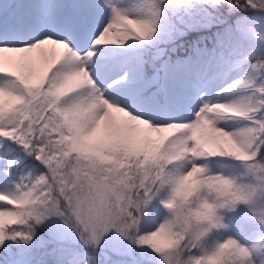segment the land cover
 <instances>
[{"label": "snow or ice", "instance_id": "obj_1", "mask_svg": "<svg viewBox=\"0 0 264 264\" xmlns=\"http://www.w3.org/2000/svg\"><path fill=\"white\" fill-rule=\"evenodd\" d=\"M212 3L227 5L229 10L264 9V0ZM163 4L165 0H152L141 16L113 7L107 22L98 19L87 0H28L22 5L6 0L0 5V183L4 185L0 248L8 254L6 264H33L34 249L52 243L57 245L53 249L57 264H64L65 257L78 264L87 253L76 246L77 241L95 252L112 233L170 264L175 250L157 251L152 234L174 229L179 221L178 198L173 194L165 201L172 210L159 223L147 210L150 202L164 200L165 191L174 189L177 179L190 170L201 186L189 197L188 206L197 202L206 180L219 182L225 176L210 174L201 163L209 158L239 161L250 171L264 169V47L247 45L250 29L228 26L214 37V48L243 49L248 74L217 93L238 91L240 95L205 100L191 118L164 120L155 114L159 109L150 97L187 86L170 72L176 60L167 37L154 39ZM114 28L123 31L110 36ZM99 46L140 51L145 67L155 75L133 84L127 69L116 66L118 58L93 61ZM118 74L119 79L113 78ZM69 76L78 80V86L62 95ZM113 113L123 119L117 122ZM81 118L77 135L72 125ZM228 121L244 124L228 130L224 126ZM140 125L173 135L141 143L145 130ZM97 136L102 139H93ZM169 138L179 145L181 159L172 164L155 161L153 150ZM233 146L244 156H238ZM24 159L38 161L39 167L16 179L15 170ZM6 217L18 219L23 226L6 232ZM41 228L48 239L38 236ZM191 246L188 242L183 250L190 251Z\"/></svg>", "mask_w": 264, "mask_h": 264}, {"label": "rangeland", "instance_id": "obj_2", "mask_svg": "<svg viewBox=\"0 0 264 264\" xmlns=\"http://www.w3.org/2000/svg\"><path fill=\"white\" fill-rule=\"evenodd\" d=\"M90 1L96 3L95 11L97 13L98 19H102L104 22H107L111 16L113 7L126 12L131 16L144 15L149 9L144 5L142 0H87V2ZM168 1L172 6H187L190 0ZM203 1L212 3V0ZM7 2L16 5H22L27 3L28 0H7ZM56 2L61 3L60 0H56ZM69 2H76V0H67L66 3ZM5 4L6 0H0V5ZM236 26H239L242 29H250L248 31L247 45L255 46L257 48L263 45L264 13L253 12L248 15H243L236 20L234 27ZM171 29L172 28L168 24L166 11H161V21L160 25L158 26L157 37H154V39L161 37L163 34H170ZM121 31H123V29L114 28L110 32V36ZM134 43L145 44L144 42L129 41V44ZM213 44L214 43L209 41L208 37H202L201 40H195L192 51L180 60L175 59V66L170 69V72L175 76V78L178 74H190L191 76L195 77L199 81V84L205 86L208 92H211L209 101H215L217 99H234L241 93L234 91L229 92L224 96H218L217 93L219 89L224 88L234 80L244 78L248 74L247 65H244L240 61V55H227L225 50L214 48ZM117 58L118 64L116 66L122 69H127L126 74L129 81H131L133 84L142 82V79L145 77L143 75L144 59L140 51L130 50L124 52L116 50L112 46H99L96 49V55L93 58V61H113ZM89 69L92 72L93 78L97 79L94 70V64H90ZM34 71L38 74L40 67L37 66ZM154 75L155 74L151 72L150 75L146 77H152ZM113 78L119 79V74ZM33 82H35V76L33 77ZM125 82L126 81H122V83ZM97 83H100L99 79H97ZM108 83H110V80ZM144 91L147 94L148 90L146 88ZM105 94L107 95V93ZM187 97L186 91L183 89L179 92L169 93L165 96H162L161 98L154 96L150 98L156 100L159 109V111L155 114L161 119L168 120L178 116H186L187 118H191V113L199 109L198 103ZM148 111H151V109H148ZM113 115L116 117L117 122L123 119L122 114L113 113ZM243 124V121H228L224 126L228 130H233L235 128L242 127ZM139 127L145 130L144 136H148L153 142L158 141L162 136V133L152 132L151 130L147 129V126L145 125H140ZM101 138L102 137L100 136L94 137L95 140H99ZM205 162L206 160L201 161L202 164H205ZM239 164L241 165L239 166L242 170V173L245 172L246 169L244 168L243 164L240 162ZM210 174H222L229 177L236 176L233 170L225 171L221 163L216 167L215 170L210 171ZM153 201H155L157 209L155 213L156 223L163 222L164 217L168 216L169 213L162 207L159 199H153ZM227 214V217L226 214L224 215V217H226L224 218V222L230 227L228 230H221L217 240L222 241L227 236H234L242 243H247L255 239L258 226L252 220L247 209L239 207L236 212ZM213 232L211 234H213ZM41 235H43L45 239L49 238L47 232L45 231ZM76 246L84 249L87 253L86 255H83L79 258L78 264H163L160 257H158L155 253L144 249H138L134 245L129 244L127 241L122 240L115 233H112L106 237L102 246L95 252H93L91 249H85V246L80 244L78 241ZM55 248H57V245L52 243L49 244L45 249H34L33 264H57V255L53 251ZM0 264H6V259L4 261H0ZM64 264H77V262L73 261L71 257H65Z\"/></svg>", "mask_w": 264, "mask_h": 264}, {"label": "clouds", "instance_id": "obj_3", "mask_svg": "<svg viewBox=\"0 0 264 264\" xmlns=\"http://www.w3.org/2000/svg\"><path fill=\"white\" fill-rule=\"evenodd\" d=\"M260 11L264 13V9ZM77 86L78 80L69 76L65 79L61 94L71 93ZM82 122L81 118L72 125L77 135ZM171 140L172 138H169L153 150L155 161L172 164L181 159L179 145H173ZM233 150L238 156H244L235 146ZM200 186V182L190 170L177 179L174 189L165 191L164 200L160 203L170 213L172 205L166 204L165 201L174 194L178 198L179 221L175 223L172 231L157 229L152 234V243L156 250H175L170 264H264V169H246L239 176H224L219 182L206 180L205 190L200 193L199 200L189 207V197ZM241 205L247 209L258 226L255 239L242 243L234 236H227L222 241L216 240L209 245L207 239L214 230L219 232L229 229L230 226L224 222V215L236 212ZM188 242H191L192 246L190 251L186 252L183 246Z\"/></svg>", "mask_w": 264, "mask_h": 264}, {"label": "trees", "instance_id": "obj_4", "mask_svg": "<svg viewBox=\"0 0 264 264\" xmlns=\"http://www.w3.org/2000/svg\"><path fill=\"white\" fill-rule=\"evenodd\" d=\"M65 2L66 0H61ZM146 7L149 8L152 0H142ZM94 7L93 2H89ZM162 11H166L167 20L169 26L172 28L170 34H163V37H167L166 43L169 44L170 47L174 49L173 56L174 58H181L184 55H187L192 48L194 41L201 40L202 37H208L211 43L214 42V37L221 30L228 26H235L236 20L243 15H248L253 12L262 13L260 9H251L247 8L244 10L236 9L229 10L227 5L222 4H213L210 2H206L203 0H190L187 6L178 5L172 6L168 0H165V4L161 5ZM145 44L151 42H144ZM261 47H264V42ZM227 55H243V49L235 50V51H226ZM240 61L244 63L242 58ZM144 60V74L147 75L151 71L145 67ZM39 67V66H38ZM248 69V66H247ZM172 133H163V136H171ZM94 139V138H93ZM102 139V138H101ZM141 143H145L152 140L148 136H143L139 138ZM2 151V149H0ZM222 164L225 171L233 170L236 176H239L242 173L240 168L239 161L231 160L228 158H209L205 165L208 167L209 171L212 169H216L219 164ZM241 163V162H240ZM240 165V166H239ZM33 166L39 167L38 161L24 159L21 162L19 168L15 170V178L19 179L21 176H27L31 171ZM1 184V191L4 190V185ZM159 199V198H156ZM194 199V198H193ZM16 207V206H12ZM240 207L245 208L243 205ZM246 209V208H245ZM148 212L155 217L156 203L155 201H151L148 205ZM232 222V221H231ZM233 225V224H232ZM5 226L6 232L8 228L13 227H22V223L16 218H5ZM44 231L41 228L38 231V235L43 234ZM220 232L214 230V233L211 234L207 243L210 245L213 241H216ZM7 243H11L10 241ZM15 247V246H14ZM150 251L148 249H144ZM8 258V254L5 253L4 248H0V261H4Z\"/></svg>", "mask_w": 264, "mask_h": 264}, {"label": "bare ground", "instance_id": "obj_5", "mask_svg": "<svg viewBox=\"0 0 264 264\" xmlns=\"http://www.w3.org/2000/svg\"><path fill=\"white\" fill-rule=\"evenodd\" d=\"M185 70H188V69H185ZM176 79L178 81L183 80L186 82L187 86L184 88V90L186 91V95L190 99L196 101L198 103V107H200L201 104L205 100H209V96H211V92H208V90L205 86L199 84V81L195 77L191 76L190 74H183V75L178 74L176 76ZM213 94H215V93H213ZM191 103H192V101H191Z\"/></svg>", "mask_w": 264, "mask_h": 264}]
</instances>
